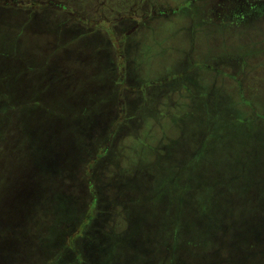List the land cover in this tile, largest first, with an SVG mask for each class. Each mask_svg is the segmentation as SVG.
Wrapping results in <instances>:
<instances>
[{"label": "rangeland", "instance_id": "obj_1", "mask_svg": "<svg viewBox=\"0 0 264 264\" xmlns=\"http://www.w3.org/2000/svg\"><path fill=\"white\" fill-rule=\"evenodd\" d=\"M108 3L121 12L101 15L94 7L95 22L113 17L112 61L124 62L130 52L131 68L122 69L119 84L109 77L99 92L108 94L104 119L76 123L74 155L50 146L67 127L49 117L55 135L43 145L50 159L40 155L46 166L37 165L35 148L15 120L21 107L7 112L0 141L6 149L0 150V264H206L209 231L229 220L220 216L222 205L236 206L224 215L235 222L234 235L249 240L252 229H264V0ZM34 24L27 44L45 62L54 59L43 76L56 79L50 95L57 106L79 84L65 81L64 66L74 63H59L53 47L46 51L54 34L45 25L35 33L39 21ZM102 30L94 40L107 39ZM79 31L74 26V35ZM129 45L135 47L126 50ZM47 98L44 110L52 109ZM7 103L14 105L0 99L8 110ZM66 105L60 110L74 113ZM26 113L27 123L32 111ZM70 137L63 139L72 153ZM224 252L237 257L245 251Z\"/></svg>", "mask_w": 264, "mask_h": 264}, {"label": "trees", "instance_id": "obj_2", "mask_svg": "<svg viewBox=\"0 0 264 264\" xmlns=\"http://www.w3.org/2000/svg\"><path fill=\"white\" fill-rule=\"evenodd\" d=\"M102 1L104 0H0V99L5 97L7 102L10 99L14 102V105L7 103L9 106L8 110L4 105H0V141H4V136L7 133L6 122H4L5 120L7 121V112L8 114L9 112L12 113L14 108L17 109L20 106V116L15 120L18 122V128H23L26 135L25 139L27 137L30 144L34 146V162L39 166H46L38 163L40 155L46 163L49 162L48 152L50 150L47 145L44 147L43 144L49 143L48 135H55L47 127L49 117L55 118L53 120L55 122H64L67 127L61 134H56L60 136L59 142L55 140L50 146H55L59 154L62 152L66 156L74 155L73 137L76 135V123L89 125L88 122H92L96 115L104 119V114L108 108V106H105L108 103V94H99V92L105 90L109 77L115 79V84H119L120 79H118V76L124 75L122 69L126 71L131 68L127 59V55H130V52L124 54V62L121 59L112 61V44L108 36L114 32L111 24L113 17L107 15L106 22L104 20L95 22L94 7L103 12L101 15H104L107 10L116 11L118 14L121 12V10H116L119 6L114 8L108 3V0H105L106 4H103ZM149 4L151 5V3ZM37 21H39V25L35 26V33L39 34L38 31L46 26L47 33L54 34L53 40L51 39L45 45L46 51L53 47V51H57V58H60L59 63H64L70 59L73 60L72 63L74 65L70 63L71 67L64 66L68 71V77L65 81L69 84L71 83V85L75 84L76 80L79 82L78 85L77 83L76 86L74 85V92L66 100L64 99L67 94L61 97L62 100L60 104L57 102V106L54 104L55 96L50 95V88L56 84V79L52 74L45 75L46 79L43 76V73L45 74L49 70L47 66L50 67L49 63H52L54 59H51L49 63L45 62L42 60L44 57L38 56L37 52L34 53L27 44L28 30ZM134 22H136L135 18L132 19V23ZM11 25L17 29L16 35L12 33ZM74 26H79L81 29L75 35ZM136 26V23L135 26H132L133 30ZM49 27L53 28L48 30ZM99 28H103L107 33V39L102 41L94 40ZM127 37L133 39L132 35L125 36V38ZM134 47L129 45L126 50ZM125 48L126 46L122 50L125 51ZM122 55L119 53L118 56L122 57ZM78 56L82 59L74 58ZM89 57L91 60H88ZM81 67H84V69H81ZM44 79L45 81L42 82ZM82 79L83 81L89 80L90 83H83ZM65 83L62 84L63 88L67 87ZM35 92L36 95H33ZM46 98L55 112L52 109L44 110L41 108L40 105L41 103L45 104L44 100L46 101ZM71 101L72 104L73 101L75 103V105L73 104V109L70 105ZM68 102L70 109L74 110L72 114L64 112L66 109L64 111L60 110ZM75 107L78 108L76 109ZM26 110H29V113L32 111L29 114L32 116L29 119L30 123L24 121L27 116L25 115L27 114ZM58 124L59 126L62 125ZM27 125L34 128L30 127L29 130ZM67 135H71V141H68L67 144L73 147L72 153L70 149L65 148L66 143L64 146L65 140L63 136L67 137ZM0 150L6 151V149L4 150L1 147ZM106 151L105 147V150H102L100 155ZM219 209L220 216H223V218L227 217L229 220L218 221L209 231L208 235L210 237L204 242L205 249L209 251L207 255H204L205 259L208 258L209 260L206 264H264V229L261 227L256 230L252 229V237H249V240L245 236V232V237H238V235H234L238 232L235 222L231 219V216H224L231 212L234 213L236 206L233 204L226 207L222 205ZM215 213L218 215L216 210ZM223 236L224 242H222ZM212 239L217 244H211L210 240ZM250 240L252 243L248 245ZM227 244L229 247H227ZM228 248L242 249L245 252L239 256L237 255V257L236 255H225L226 252L224 251Z\"/></svg>", "mask_w": 264, "mask_h": 264}]
</instances>
